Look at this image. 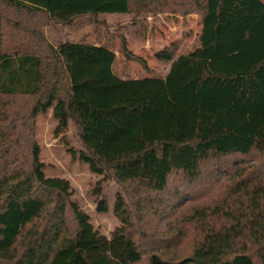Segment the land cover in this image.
<instances>
[{
  "label": "trees",
  "instance_id": "trees-1",
  "mask_svg": "<svg viewBox=\"0 0 264 264\" xmlns=\"http://www.w3.org/2000/svg\"><path fill=\"white\" fill-rule=\"evenodd\" d=\"M132 13L199 15L200 47L158 52L173 62L160 79L121 38L152 75L123 80L112 50L44 32ZM18 98L32 120L53 107L58 133L73 124L80 160L120 187L110 240L68 180L45 176L32 131L28 166L10 170ZM0 153V264H264V0H0ZM95 195L108 212L101 183Z\"/></svg>",
  "mask_w": 264,
  "mask_h": 264
},
{
  "label": "rangeland",
  "instance_id": "rangeland-1",
  "mask_svg": "<svg viewBox=\"0 0 264 264\" xmlns=\"http://www.w3.org/2000/svg\"><path fill=\"white\" fill-rule=\"evenodd\" d=\"M97 20L99 24L86 16L78 18L71 26L53 23L49 26L54 32L53 37L48 38L54 46L65 41H76L106 47L116 54L114 70L117 74L122 73L129 78L139 79L152 75L146 72L141 64L126 60L121 51V38H125L128 49L143 58L154 75L156 73L159 76L167 71L165 68L169 64L156 58L158 52L175 42H181L177 57L192 54L200 47L201 16L196 14L188 15L185 19L177 14H100ZM184 20L188 23L187 28L183 27ZM185 34L189 37L186 38ZM30 106L25 99L18 98L6 112L16 115L13 126L18 128L11 141L7 142L10 154H3L4 159L13 156L16 158L15 163L10 164V170H18L20 160L24 162L23 169L28 166L27 143L23 137H19V133L32 131L33 138L40 148V161L44 164L45 176L68 180L73 189V199L90 216L94 229L110 240L121 226L113 211L120 187L116 182L105 181L104 176L93 173L89 166L80 160L81 146L73 124L58 133L59 123L53 117V107L32 120L29 117ZM100 183L102 196L108 201L109 210L106 213L97 210L101 197L95 195V189ZM200 202L196 200L179 209L176 216L181 217Z\"/></svg>",
  "mask_w": 264,
  "mask_h": 264
},
{
  "label": "crops",
  "instance_id": "crops-1",
  "mask_svg": "<svg viewBox=\"0 0 264 264\" xmlns=\"http://www.w3.org/2000/svg\"><path fill=\"white\" fill-rule=\"evenodd\" d=\"M201 26H202V18H201ZM200 32H202V27H201V31ZM53 30L50 28V27H48V28H46L45 29V34H46V36L47 37H49V38H51V37H53ZM200 36H201V33H200ZM72 42V41H71ZM63 43H67V41H65V42H62V43H60V44H58L57 46H59V45H61V44H63ZM72 43H81V42H72ZM84 44H86V43H84ZM90 45H96V46H98L97 44H90ZM56 46V47H57ZM199 48V47H198ZM185 55V54H184ZM172 63L173 62H168L167 64H169V66H166V72L165 73H163V74H161L160 76L158 75V74H156L155 73V75H153V76H155V77H157V78H160V79H165L166 77H167V75L169 74V72H170V69H171V67H172ZM114 67H115V63H114V65H113V72L115 73V75L117 76V77H119V78H121V79H123V80H130V79H134V80H136V79H139V78H137V77H132V78H129V77H127V76H125V75H122V73L121 74H117L116 73V71L114 70ZM148 77H152V76H148ZM147 76H145L144 78H148ZM143 78V77H142ZM141 78V79H142Z\"/></svg>",
  "mask_w": 264,
  "mask_h": 264
}]
</instances>
